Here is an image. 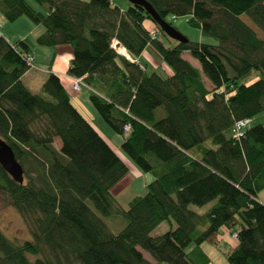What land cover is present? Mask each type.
<instances>
[{
	"label": "trees",
	"instance_id": "trees-1",
	"mask_svg": "<svg viewBox=\"0 0 264 264\" xmlns=\"http://www.w3.org/2000/svg\"><path fill=\"white\" fill-rule=\"evenodd\" d=\"M34 1L45 13L26 0H0V11L10 22L24 16L42 26L38 45L71 48L67 74L82 78L91 106L122 137V154L152 180L121 207L111 188L128 173L126 162L73 106L59 76L49 72L40 94L24 85L30 65L23 55L32 50L0 35V138L23 170L17 183L0 166V194L30 234L15 242L0 230V264H209L200 245L214 244L223 225L237 240L228 264H264V204L257 200L264 124L232 134L237 120L251 123L264 111V40L241 18L264 34V0H145L171 26L168 16L190 15V25L217 41L171 47L141 5ZM147 46L171 74L149 73L135 60ZM212 201L203 213L190 208ZM111 215L125 222L116 233L100 217ZM163 222L168 230L152 236Z\"/></svg>",
	"mask_w": 264,
	"mask_h": 264
},
{
	"label": "rangeland",
	"instance_id": "rangeland-1",
	"mask_svg": "<svg viewBox=\"0 0 264 264\" xmlns=\"http://www.w3.org/2000/svg\"><path fill=\"white\" fill-rule=\"evenodd\" d=\"M28 4L33 6L35 9L40 10L42 13H45V9L39 6L34 0H26ZM111 2L121 6V5H126L128 4L127 0H111ZM128 6V5H127ZM126 6V7H127ZM190 15H181V16H175V19H173L171 16L167 17V20L172 24V26L179 31L183 36H185L188 40L192 42H199V43H206V44H217V41L213 39L210 36H206L201 34L200 29L198 27L190 25L187 21L189 19ZM241 18L246 24L251 26L254 31L256 32L257 36L264 40V34L263 32L255 26L251 20L245 15H241ZM28 19L24 16L19 18V20L15 21H8L5 19L3 14L0 11V23L2 24V28L0 30L1 35L10 43L15 44L16 41L18 40H23L21 37L22 35L25 34V42L30 46L31 50H33V54L35 55V61L32 63V65H37L40 69H43V66H47V48L48 46H42L38 45L35 41L36 36H38L42 32V26L40 25H35L32 23L33 27H37L34 29L29 28L28 24ZM150 22V21H149ZM154 25V24H153ZM37 29H40L38 32ZM154 29H150V31H153ZM158 39L162 41L165 47H171L175 45L176 41L167 37L166 35H163L161 33L158 34ZM117 51V49H116ZM119 53V52H118ZM120 54V53H119ZM121 55H126L128 54H122ZM189 55H187L188 57ZM127 58H130L128 56ZM191 58V56H190ZM138 60L141 65L146 66L147 72H155L156 74L164 77L166 74L169 73L170 68L164 63V61L161 59V57L153 50L152 47L147 46L146 49L142 54L139 55ZM28 75H32L33 78L31 80H24L25 86L35 94H40L41 90L39 87V82L43 80V73L42 71L39 70H30L28 72ZM257 77L254 76L251 80L256 79ZM206 83L207 80L204 77L203 78ZM207 86H209L207 84ZM80 95L81 101L85 102L91 113L93 114L94 117H89L88 115L87 118L93 120L97 125V128L100 130V132L106 137L113 139V141H116L117 144L119 142V139L121 138L120 136L116 135L111 128L104 122V120L96 113L94 108L91 106V104L88 102V93H83ZM87 102H86V101ZM82 110L83 114H86L84 109L82 107H78ZM87 116V115H86ZM257 123H263L264 124V111L256 115L253 119H251V125L257 124ZM55 144L60 145V141L58 138L55 139ZM120 154L125 157L122 152L118 149ZM127 159V158H126ZM129 161V159H128ZM134 164L129 161V166L130 169L127 174H125L123 178V181L127 179L128 177L131 179V186L132 188H128V186L125 188L124 193L122 192L123 197H127L129 195V192L132 193V190L134 191L133 194H138L142 195L145 192V188L143 187V182L144 179L141 177L135 178L134 176V170H137L134 166ZM139 170V169H138ZM140 171V170H139ZM141 172V171H140ZM119 185V184H118ZM261 197L264 200V190L261 192ZM215 201L210 202L208 205H212ZM120 205V204H119ZM208 205H206V208H208ZM121 206V205H120ZM122 207V206H121ZM126 207V206H125ZM124 207V208H125ZM191 209L193 210H199L202 209V207H197V206H190ZM101 219L105 222V224L108 226L111 232H118L124 225V220L122 217L117 216V215H111V216H100ZM169 226L166 222L161 223L158 225L151 233L152 236H157L162 233H164L166 230H168ZM0 230L12 241L15 242H22L24 240L30 239V234L29 231L22 219V217L19 215V213L9 204L8 198L0 194ZM210 245H207L206 243L203 244V248L205 252L209 253L210 250ZM226 244H222L220 247L213 248L212 253L210 254L212 261L214 264H228L225 258V252L228 250ZM145 255V257L149 260L152 261V258L145 252L142 251ZM166 264V263H162Z\"/></svg>",
	"mask_w": 264,
	"mask_h": 264
},
{
	"label": "crops",
	"instance_id": "crops-1",
	"mask_svg": "<svg viewBox=\"0 0 264 264\" xmlns=\"http://www.w3.org/2000/svg\"><path fill=\"white\" fill-rule=\"evenodd\" d=\"M128 4H126V5H121V6H119L121 9H125L126 8V6H127ZM21 18V17H20ZM18 20H19V18H18ZM28 26H29V28L30 29H34V28H37V27H33V25H32V23L30 22V21H28ZM144 26L146 27V28H148L149 30L150 29H154L155 27H154V25H153V23H151V22H149L148 20H145L144 21ZM3 26H2V24H1V28H2ZM1 30V29H0ZM40 31V29H37V31ZM38 31V32H39ZM21 37H23L22 39L25 41V34L24 35H22ZM146 49V48H145ZM144 49V50H145ZM45 50H47V54H46V58L48 59L47 60V62H46V64H47V66H43L42 68L43 69H40L39 67H37V65L35 64V65H32L31 67H30V69L27 71V72H25L23 75H22V77H21V79H22V81H23V83H24V80L26 81V78H27V80L29 79V80H31L32 78H33V76L32 75H28V72L30 71V70H32V69H34V70H39V71H42V73L44 74L43 76V80L42 81H40L39 82V87H41V85H42V83H43V81L45 80V78L47 77V75H48V73L49 72H52V73H54V74H56L57 76H59L60 77V79H61V83L63 84V86L67 89V91H68V93H69V96H70V101H71V103L73 104V106L78 110V112L94 127V129L107 141V143L112 147V149L126 162V164H127V166H128V171H129V169H130V166H129V161H128V159H126V157H123L121 154H120V152L118 151V149H119V145H120V143H121V141H122V137L119 139V142H118V144H117V142L116 141H113V139L111 138V136H109V138H106L101 132H100V130L97 128V124L93 121V120H91V119H89V118H87L88 117V115H90L89 117H94L93 116V114L91 113V111L89 110V108L87 107V105L85 104V102H83V100L81 101V99H80V95L82 94L81 92L83 91V93H88L89 94V92H90V88L89 89H87V88H82L81 89V91L80 92H77V93H73L71 90H70V83H71V76H69L68 74H67V68H68V66H69V63H70V58H71V48L68 46V45H57V46H55V47H49V48H47V49H45ZM144 50H143V52H144ZM142 52V53H143ZM30 53L32 54V56H33V62L35 61V55L33 54V50L32 51H30ZM141 53V54H142ZM187 55H189L188 57H187ZM190 54H189V52H187V51H184V52H182L181 53V57L183 58V59H185V60H187L191 65H193L194 67H196V68H199L200 69V65H199V62L195 59V58H193L192 56H191V58H190ZM139 57V56H138ZM138 57L135 59L137 62H139V60H138ZM132 60V59H131ZM32 62V63H33ZM140 63V62H139ZM145 68H146V66H145ZM171 69L169 70V74H171ZM204 78V77H203ZM203 82H204V84H205V86H206V88L207 89H210L211 88V84L208 82V80H207V83H206V81L203 79ZM207 84L209 85V86H207ZM25 85V84H24ZM86 101V100H85ZM87 102V101H86ZM88 102H89V100H88ZM90 103V102H89ZM78 107H82V109H84V111H85V113L86 114H83V112H82V110L80 109V108H78ZM87 115V116H86ZM93 119V118H92ZM94 119H96V117H94ZM97 120V119H96ZM117 135V134H116ZM119 136V135H118ZM120 150V149H119ZM134 166V165H133ZM135 167V166H134ZM136 168V167H135ZM137 169V168H136ZM133 171H134V176H135V178H143L144 179V182H143V187L145 188V185L148 183V182H150L151 180H152V176L149 174V173H142V172H140L138 169L137 170H134L133 169ZM125 176V175H124ZM122 177L116 184H114L113 186H112V188H111V193H112V195H113V197L116 199V201L124 208L126 205H127V203H128V201L131 199V198H133L134 196H136V195H138V194H133L134 193V191L132 190V193H130L129 192V195L126 197H123V195H122V192L124 193V191H125V188L128 186V188H132V187H130L131 186V179L128 177L127 179H125L124 181H123V178H126V177ZM119 184V185H118ZM264 189H262L258 194H257V200L260 202V203H263L264 204V200H263V198L261 197V192L263 191ZM208 207H209V205H208ZM207 208H206V205L205 206H202V209H199V210H195V211H197V212H199V213H203L205 210H206ZM214 241H215V243L213 244H211L210 242H203L201 245H200V247H201V249L204 251V253L208 256V258H209V260H210V262H209V264H214L213 263V261H212V258H211V256H210V254L212 253V249L213 248H217V247H220L222 244H226L227 245V251L225 252V254L228 252V251H230V250H232V249H234L235 247H236V245H237V240L236 239H233V237L230 235V229L228 228V227H226L225 225H223V226H221L220 228H219V230H218V232L216 233V235H215V238H214ZM204 243H206L207 245H210V250H209V253L207 252H205V250H204V248H203V244ZM144 257H145V255H144ZM146 258V257H145ZM147 259V258H146ZM148 260V259H147Z\"/></svg>",
	"mask_w": 264,
	"mask_h": 264
},
{
	"label": "water",
	"instance_id": "water-1",
	"mask_svg": "<svg viewBox=\"0 0 264 264\" xmlns=\"http://www.w3.org/2000/svg\"><path fill=\"white\" fill-rule=\"evenodd\" d=\"M131 4L141 5L149 16L153 19L156 25L169 38L177 42H186L188 39L177 31L173 26L161 19L153 8L145 0H127ZM120 47L116 41L114 48ZM0 166L2 169L17 183L23 182V170L19 162L16 160L10 146L0 138Z\"/></svg>",
	"mask_w": 264,
	"mask_h": 264
},
{
	"label": "built area",
	"instance_id": "built-area-1",
	"mask_svg": "<svg viewBox=\"0 0 264 264\" xmlns=\"http://www.w3.org/2000/svg\"><path fill=\"white\" fill-rule=\"evenodd\" d=\"M174 19V17H172ZM0 29H1V23H0ZM150 34L152 37H155L157 35V32L155 30L150 31ZM1 35V33H0ZM115 44V41L113 42V45ZM24 59L26 60V62L30 65V67L32 66V62H33V56L31 53H26L23 55ZM128 57V56H127ZM130 59V58H128ZM131 60V59H130ZM72 77V76H71ZM82 88H87L89 89L88 86H86L82 80V78L80 77H72L71 78V83H70V90L73 93H77L80 92ZM250 124V120L249 119H240L237 120L232 128V134L235 137H240L243 134V130L248 127ZM130 129V125L126 124L123 127V130L125 132H128ZM230 235L233 237V239H236V233L235 232H230Z\"/></svg>",
	"mask_w": 264,
	"mask_h": 264
},
{
	"label": "bare ground",
	"instance_id": "bare-ground-1",
	"mask_svg": "<svg viewBox=\"0 0 264 264\" xmlns=\"http://www.w3.org/2000/svg\"><path fill=\"white\" fill-rule=\"evenodd\" d=\"M117 49V52H119L120 54L122 53V54H126V51H125V49L123 48V47H117L116 48ZM129 56V55H128ZM90 92H92V91H90Z\"/></svg>",
	"mask_w": 264,
	"mask_h": 264
}]
</instances>
